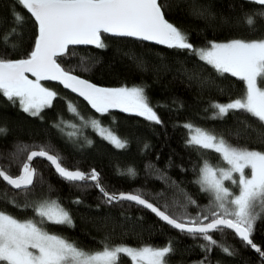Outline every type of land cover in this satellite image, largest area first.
I'll use <instances>...</instances> for the list:
<instances>
[{
  "label": "snow or ice",
  "instance_id": "obj_1",
  "mask_svg": "<svg viewBox=\"0 0 264 264\" xmlns=\"http://www.w3.org/2000/svg\"><path fill=\"white\" fill-rule=\"evenodd\" d=\"M245 2L257 7L245 12L236 23L255 32L258 20H264V0ZM15 4L34 19L38 25V35L26 58L11 59L0 55V94L13 105L18 103L23 112L32 117H40L42 110L51 107L56 99L57 93L40 83L41 80H51L60 82L64 88L83 97L97 113L105 114L109 109L120 108L155 124L163 123L150 106L143 86L99 87L73 75V70H65L57 62L58 57L76 55L70 51V46L95 45L99 49L106 48L101 36L104 33L114 37L155 41L181 52L186 50L189 57H195L205 67L211 66L217 75L238 77L245 83V95L229 99L227 103L210 102L208 108L212 109V114L209 119L222 121L229 114H241L250 116L264 126V37L251 40L234 38L225 42L212 40L204 46H195L185 31L166 19L168 6L161 0H15ZM193 15L203 16L204 13L194 9ZM24 22L25 17L21 13L13 12L14 26L0 36V43L15 50L18 45L12 43L11 38L19 35L17 28ZM84 59L81 58L82 63ZM198 69L199 65L189 74V79L200 78ZM82 70L89 71L88 68ZM181 70L189 73L186 68L182 67ZM26 73L32 74L35 79H29ZM71 110L73 113L77 111L75 108ZM79 119L84 118L81 116ZM89 125L116 148L128 146L126 139L101 127L99 120L85 121L84 126ZM181 126L187 131L186 147L201 153H214L225 166L217 167L208 159L202 160L198 177L193 183L208 196V204L204 206L197 204L180 189L176 181H170L166 174L159 173L157 179L169 188L177 189L184 197L183 203L178 200L172 202V206L183 211L171 215L168 214L169 203L165 202L162 210L145 198L147 195L159 200L164 196L163 192H109L96 169L84 172L79 168H68L64 166V158L59 153L53 154L50 147L18 144L11 154L8 168L0 165V180L19 193L23 203L18 202L17 196L4 202L18 209L31 210L33 216L22 220L0 209V264H120L122 258H128L130 264H168V257L175 251L171 241L162 247H133L112 243L107 237L101 241L99 250L89 251L61 234L48 231L49 224L69 228H74L75 224L71 212L63 206L59 197L30 199L35 194L37 184H45L42 174L32 166L35 158L46 159L49 166L70 186L85 191L88 188L98 190L103 205L123 207L125 203L135 204L150 210L182 235L202 240L204 243L199 247L206 255L198 264H206L207 254L217 248L229 257L237 255L232 246L222 242L226 241L229 232L245 247L254 250L261 264H264V249L253 239L255 223L264 218V151L232 144L224 136L191 122ZM55 127L59 128L60 125ZM7 132L6 127H0V135H7ZM34 147L38 150L29 151ZM144 147L147 149L148 145ZM24 153L26 159L20 163L19 156ZM13 164L19 166V174L15 176L10 174ZM147 167L153 169L155 166L149 164ZM120 174L130 178L137 175L134 168ZM48 191H53L51 185H48ZM71 203L79 206L83 201L77 197ZM189 206L199 209L195 216L187 212ZM216 234L221 240L215 238Z\"/></svg>",
  "mask_w": 264,
  "mask_h": 264
},
{
  "label": "trees",
  "instance_id": "obj_2",
  "mask_svg": "<svg viewBox=\"0 0 264 264\" xmlns=\"http://www.w3.org/2000/svg\"><path fill=\"white\" fill-rule=\"evenodd\" d=\"M168 7L165 15L171 23L185 31L190 42L195 46H204L207 41L225 42L234 38L246 40L264 37V20H258L257 30L250 32L238 25L237 19L245 12L257 7L242 0H161ZM203 12V16L193 15V10ZM13 12L25 17V22L17 28L18 36H12L11 42L18 45L15 50L0 43V55L5 58H26L34 47L38 27L30 14L15 0H0V36L8 33L13 25ZM102 35L107 45L97 47H71L76 55L58 57L65 70H73L85 79L106 87L143 86L154 108L163 121L155 124L135 115L109 111L100 114L84 100L77 98L58 84L43 83L52 88L57 97L49 108L42 110L40 117H32L23 112L19 104L13 105L0 94V127H6L7 135H0V165L8 168L11 154L18 144L50 147L53 154L59 153L65 167L79 168L84 172L96 169L101 182L109 192L145 193L163 192L164 196L156 200L147 196L151 202L161 207L169 203L168 214L180 213L183 209L172 206L174 200L181 203L183 195L174 188H169L156 178L164 173L170 181H176L194 199L197 204H208V196L200 191L193 180L198 177L199 166L203 159H208L217 167H224L218 156L211 152L201 153L185 146L187 131L183 125L191 122L203 129L222 135L232 144L264 151V126L250 116L229 114L224 120H212L209 103L218 101L227 103L229 99L245 95V83L231 74L217 75L211 66L205 67L195 57H189L187 51L170 49L165 45L148 44L132 38ZM85 58L83 63L81 58ZM199 65V79H189V74ZM186 68L185 73L181 68ZM82 68H88L85 72ZM201 81H207L202 83ZM75 108L76 113L72 112ZM208 108L206 112L205 109ZM83 117L81 120L79 117ZM99 120L100 126L112 131L128 141V146L118 149L97 131L84 126L85 121ZM59 124L57 128L55 125ZM76 133L75 135H69ZM92 141L91 144L88 141ZM145 145L148 148L145 149ZM38 150V148H30ZM26 153L19 156L22 163ZM151 164L155 167L149 169ZM34 167L43 176L45 184H37L35 194L30 199L42 197L60 198L61 203L73 217L74 228L47 225L48 231L61 234L74 241L85 250L95 251L101 248V241L106 237L115 244L124 243L133 247L145 245L162 247L169 241L175 249L168 257V264L198 263L206 253L199 247L204 243L182 235L178 230L165 224L155 214L135 204L125 203L123 207L101 204V194L95 188L79 190L65 183L53 167L43 160L34 162ZM128 168H134L137 175L130 178L121 175ZM159 170V172L157 171ZM10 174H19V166L13 164ZM48 185L53 188L48 191ZM6 193V195H5ZM13 196L19 197L10 186L0 180V209L20 219L33 216L31 210L18 209L4 202ZM79 197L82 205H74L72 200ZM23 203V197H19ZM97 205H100L97 208ZM90 206V207H88ZM199 209L189 206L187 212L195 216ZM253 239L264 249V218L254 225ZM215 238L221 240L216 234ZM237 255L229 257L218 248L208 255L206 264H261L258 255L245 247L238 238L229 232L226 237ZM120 264H130L128 258H122Z\"/></svg>",
  "mask_w": 264,
  "mask_h": 264
},
{
  "label": "water",
  "instance_id": "obj_3",
  "mask_svg": "<svg viewBox=\"0 0 264 264\" xmlns=\"http://www.w3.org/2000/svg\"><path fill=\"white\" fill-rule=\"evenodd\" d=\"M242 1H245V0H242ZM37 27H38V25H37ZM102 34H104V33H102ZM105 35H110V36H112L111 34H105ZM102 36V35H101ZM112 37H114V36H112ZM116 38H118V37H116ZM122 38V37H121ZM132 39H134V38H132ZM135 40H137V39H135ZM137 41H139V40H137ZM144 42H146V43H148V44H150V43H152V44H155V45H159V46H161V44H157L155 41H144ZM77 47H86V46H88V47H96L95 45H76ZM76 46H70V48L71 47H76ZM166 46V45H165ZM57 62H58V60H57ZM59 63V62H58ZM62 67V66H61ZM73 75H76V74H74V73H72ZM26 75H28V77H29V79L30 78H35L32 74H30V73H26ZM77 76H80L79 74H77ZM81 78H83V79H85L84 77H82V76H80ZM87 80H89L91 83H93V84H95V85H97V86H99V87H104V88H113V87H106V86H103V85H98V84H96V83H94L93 81H91L90 79H87ZM40 82H42V83H52V84H58V85H60L64 90H68L70 93H72L74 96H76L77 98L79 97L81 100H84V98L83 97H80L77 93H73L70 89H66V88H64V86L60 83V82H58V81H51V80H41ZM87 104H88V102L86 101V100H84ZM88 105H90V104H88ZM91 106V105H90ZM115 111V112H118V113H125V114H130V115H135V116H138V115H136L135 113H132V112H124V111H122V109H120V108H113V109H109V111ZM138 117H140V116H138ZM141 118H144V117H141ZM38 159H43V158H35L34 159V161L32 162V166L34 167V162L36 161V160H38ZM43 160H45L48 164H49V162L46 160V159H43ZM58 175V174H57ZM145 209V208H144ZM146 210H148V209H146ZM150 211V210H149ZM151 212V211H150ZM152 213V212H151ZM154 214V213H153ZM165 224H167L166 222H164ZM254 251V250H253ZM255 252V251H254Z\"/></svg>",
  "mask_w": 264,
  "mask_h": 264
},
{
  "label": "rangeland",
  "instance_id": "obj_4",
  "mask_svg": "<svg viewBox=\"0 0 264 264\" xmlns=\"http://www.w3.org/2000/svg\"><path fill=\"white\" fill-rule=\"evenodd\" d=\"M33 79V78H30ZM35 79V78H34ZM44 87L49 88L50 90H53L52 88L48 87L46 84H43L42 82H40ZM54 91V90H53ZM227 183V182H226ZM233 191H235V189H233ZM194 264H198V263H194Z\"/></svg>",
  "mask_w": 264,
  "mask_h": 264
}]
</instances>
